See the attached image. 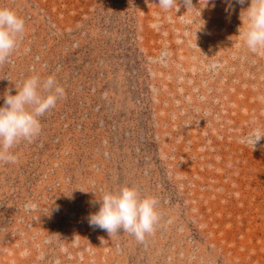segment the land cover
I'll list each match as a JSON object with an SVG mask.
<instances>
[{"label": "rangeland", "instance_id": "1", "mask_svg": "<svg viewBox=\"0 0 264 264\" xmlns=\"http://www.w3.org/2000/svg\"><path fill=\"white\" fill-rule=\"evenodd\" d=\"M178 3L0 0L26 24L0 106L33 74L65 89L0 161V264H264V138L241 143L264 131V57L237 48L248 0ZM121 185L158 200L143 242L89 225Z\"/></svg>", "mask_w": 264, "mask_h": 264}, {"label": "clouds", "instance_id": "2", "mask_svg": "<svg viewBox=\"0 0 264 264\" xmlns=\"http://www.w3.org/2000/svg\"><path fill=\"white\" fill-rule=\"evenodd\" d=\"M227 2L230 6L232 0ZM235 2L244 4L245 0ZM157 3L166 13L171 10L177 13L179 9L178 0H157ZM184 4L185 12L194 7L192 0H184ZM179 18L185 25L194 22L187 15H179ZM241 19L242 27L238 30L237 48H244L255 56L264 57V0H248V6L241 11ZM169 20L171 21L170 16ZM25 30V20L16 11L0 7V64L7 62L17 50ZM14 86L15 94L7 92L4 95V103L0 106V161L5 163L15 161L16 156L12 149L19 142L31 141L40 135L42 131L40 118L65 96L64 87L53 75L41 78L39 74H33ZM261 99L264 100V97ZM262 138L264 131L255 128L242 137L241 143L251 146L253 150ZM96 202L99 208L89 215V225L106 231L109 236L121 233L122 230L132 235L138 242H143L147 235L153 233L161 218L157 198L143 195L134 186L121 185L115 189L102 191ZM28 210L33 211L35 208L28 206Z\"/></svg>", "mask_w": 264, "mask_h": 264}]
</instances>
